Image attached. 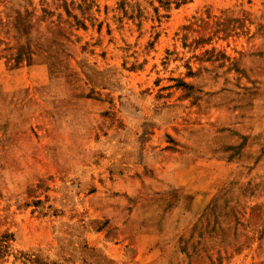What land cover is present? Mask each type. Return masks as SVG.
<instances>
[{"label": "rangeland", "instance_id": "rangeland-1", "mask_svg": "<svg viewBox=\"0 0 264 264\" xmlns=\"http://www.w3.org/2000/svg\"><path fill=\"white\" fill-rule=\"evenodd\" d=\"M0 264H264V0H0Z\"/></svg>", "mask_w": 264, "mask_h": 264}]
</instances>
